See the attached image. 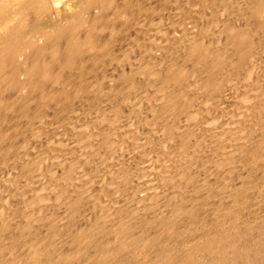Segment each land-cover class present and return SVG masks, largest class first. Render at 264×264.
Returning <instances> with one entry per match:
<instances>
[{
    "label": "rangeland",
    "instance_id": "374dc122",
    "mask_svg": "<svg viewBox=\"0 0 264 264\" xmlns=\"http://www.w3.org/2000/svg\"><path fill=\"white\" fill-rule=\"evenodd\" d=\"M82 1L58 0L56 12L53 10V13L52 11L43 12L38 9L35 11L32 8L30 9V6L26 9L22 8L24 6L23 3L14 0L5 13L9 20L0 24V37H7L11 41L15 34L24 30L20 34L22 37L19 36L21 38L17 36L13 40L15 42L17 38L16 42L22 41L20 44L17 42L19 44L17 48L20 49H18L19 52L21 51L24 54V57L25 53L26 55L27 52L29 54L32 52L33 54L34 50L40 47L46 48L49 46L48 48H51L52 45V48L59 46L58 48L63 49L70 42V39H66L69 42L62 41L65 40L64 37L62 39V37L55 35L57 31L56 25L59 24L58 27L61 26L60 28L63 30L70 28L69 32L73 31L75 35L80 37L92 32L93 34L97 33V41L98 43L99 41L101 42V45L98 46L102 47L101 54L99 53L101 55L99 60L94 57L98 49H92L85 54L86 57L83 55L81 60L76 63L77 67L80 66L83 69L84 73H81L83 76L75 74L76 76L74 77L70 76L65 77L64 80L62 79L61 88L63 86L64 89H68L58 88L59 91L61 90L62 95L60 94L57 100L61 98L62 100L53 103V107L48 106V114H52L50 117L45 113L46 115L39 116V119L36 118V120H39L38 122L35 120L33 121L34 124L32 123L33 125L29 126L28 121L20 118L21 112L19 110L21 109L13 106L16 103L15 101H17L16 99L19 98L21 100V93L13 91L4 95V98L7 99V106L9 105V109L11 106L12 110L10 109L6 113L7 116L5 118L7 121L5 125L3 123L5 128H1L2 126L0 125L2 131L8 134H6L7 137L10 135L8 137L9 141H6L8 144L3 143L0 145V264H46V261L50 262L52 260L51 264H62L63 262V264H66V262L68 264H155L157 260L155 257H163L161 255L166 254L167 250L179 256L189 251V249L193 254L196 253L194 256L196 257V264H213L216 262L212 259L214 255H211L212 258L210 259L211 256L207 254L208 257L210 256L208 258L205 255L206 251L200 249L203 242L205 243L204 240L207 239L204 236L207 233L209 238H213L218 234L216 236H219L220 248L223 247L221 244L224 243L225 249L229 250L228 253L233 254L231 256H234L237 261L239 260L237 264H264V145L259 146L261 144L258 145L257 142L259 138L258 141L263 140V138L261 139L263 137L261 133L264 131V112H258V114L255 111V115L254 111H252L259 103L264 104V91H262L264 89V11L253 14L251 12V0H112L104 6L102 4L100 6L96 4L95 6L94 4V6L92 5L79 14V18L75 17L73 19V15L79 13L77 3ZM121 8L125 12L119 15L118 12ZM228 24H231V26ZM93 26L96 28H93ZM223 26L225 28L235 27V29L239 27L238 30L242 28V31L245 28V32L249 31L246 34L249 35V39H253L250 40L255 45L250 55V62L253 60V64L249 62L250 64L243 66L245 69L242 70L245 71L241 73L227 69L228 71L230 70L229 73H235H233L235 75L233 80L234 76L231 77L232 74L229 75L225 69L224 72L230 78L227 82L232 80V82H229L232 86L226 82L221 86L222 90L220 89L217 92L218 94L209 95L211 99L209 96H204V98L206 97L204 99L203 95L193 88L196 82L189 80V84L186 83V85L190 86L191 90L193 89L195 92L192 93L193 90L191 91L188 88L191 93H187L185 92L187 88L185 89L184 87V91L183 89L181 91L185 92L188 97L191 94L192 96L189 98L191 99V104L195 102L198 106H195V104H193L194 107L193 105L190 106L188 109L190 112L187 110L189 113L187 116L188 118L190 116V119L187 118L188 120L186 121V118L183 117L182 120L186 122L181 120L184 124L179 122L180 124L175 125V123L173 126L176 127L172 128L170 134L164 133V136L162 119L158 121L153 119L154 117L150 119L152 115L147 112L149 109L151 110V106H156L159 93H156L155 88L152 87L153 89H151V84L147 83L146 78L141 79L143 77H139L138 82H135L136 87L134 84L131 86L132 88L127 90L126 86H123L124 83L128 82V76L132 75L130 65L135 67V64L143 65L144 68H149L148 66L150 65L151 68L155 67L156 63L164 67L168 65L167 63H173L174 61L176 62H174L175 64L180 63V58L184 53L183 49H185L191 37H198L197 41L207 47L210 45L208 47L210 50L214 46V42L220 38V31ZM22 27H26V29ZM231 28L228 29L231 30ZM94 29L97 30L95 31ZM232 32H234L233 29ZM11 33L12 35H10ZM54 42H57V45L53 44ZM23 43L28 46L23 45ZM20 45L21 48L19 47ZM214 48L212 51L215 50ZM106 57H108L107 60ZM126 58L128 59L126 60ZM16 60L13 59L15 66L18 62ZM126 62L131 64L127 65ZM86 63L88 64L86 65ZM20 65L18 64L17 66L22 68ZM248 65H251L250 67L254 65L253 69H249ZM85 66L88 67L86 68ZM96 66L98 67L96 68ZM125 66H127L128 70V72L126 70L127 78L123 77V80L121 78L122 83L118 79V70L120 67ZM187 66L189 68L188 64ZM254 67H257L255 68L256 70ZM20 68L19 70H22ZM133 71L136 73L137 69ZM242 73L243 76H241ZM223 75L226 76L225 74ZM248 75L249 77H247ZM249 78L251 79L249 80ZM75 79H78L79 82ZM125 79L126 81L124 82ZM82 80L83 83L80 82ZM63 81H65L64 85ZM69 82L71 84L72 82L76 85L79 84L78 87L80 86L82 90L85 87L83 92L80 91L82 93L79 94L77 86L73 83L74 87H72ZM148 82L151 83L149 80ZM92 83L96 87L92 86ZM66 84L68 85L66 86ZM126 85L128 88V84ZM143 85H149L147 86L148 89L147 87L145 89ZM123 87L126 90L125 92H128L126 101L123 100L122 96L118 95V97L116 93L117 90ZM72 88H76V90L74 89V91ZM53 89L55 91L57 88ZM69 89H72V91ZM62 91H65L64 94H68L65 96ZM70 91L76 94L71 96ZM146 92L149 95L153 93L151 95L154 96L155 100H153L156 102L152 100V96H150V99ZM77 93L80 97L77 96ZM155 93L156 95H154ZM195 93L196 96L198 95V101H200L199 99L203 100L202 102L200 101L201 104L197 102V98L194 99ZM113 94H116V96ZM144 94L147 98L145 96L143 98ZM68 96L69 99L67 100L66 97L68 98ZM74 96L78 98L76 99ZM138 96H141V100H139ZM211 96H214L215 99H212ZM145 98L146 100L148 99L149 104L151 103L150 105L148 103V105L144 104L145 101L143 100ZM113 99L117 101V104L118 102L120 103L121 109L117 107L119 105L113 102ZM110 100H112L111 104H116V107H114L117 110L116 114L114 112L115 109H113L114 105L108 103ZM193 100L194 102H192ZM253 104L254 107L252 106ZM191 108H195V110ZM110 109L112 110L110 111ZM190 109L193 113H191ZM55 110H57V113ZM134 111H137L135 112L136 115L134 114L131 117L130 115ZM29 112L34 113L28 110V117L30 115ZM106 113L108 115H117V117L114 116L117 118L114 119V122L115 120L116 122L113 124L111 121L113 125H109L111 123L108 118L111 115L106 118ZM118 114L120 119H118ZM122 114L124 115L122 116ZM261 114L263 116H259ZM138 115L145 119L149 117L151 121L144 119L145 122L141 123L143 121L140 122L142 119ZM135 116L136 119L139 117L138 121L141 123H139V126ZM41 118H46L47 120ZM52 119L56 120L52 122ZM150 123H152L151 125L156 124L158 127L156 125L155 127L154 125L151 126ZM181 124L182 126H180ZM20 125H23V127ZM105 125H109L110 129ZM153 128L154 132L160 129L162 134L159 131L154 133ZM177 128H182L183 132ZM18 129L27 130L17 134ZM99 129L102 130L100 131ZM105 129L110 130V133H104L105 136L109 135L111 137V140L109 137L110 142L107 144H104L105 136L102 134ZM184 131H189L193 134L189 139H181V136L185 133ZM151 132L153 133L151 134ZM181 132L182 134L180 135ZM238 132H244L246 135L249 133V139L251 135V139H253L256 133L259 137H256L257 140L256 138L251 140V145L245 142L244 139L242 145L240 144L242 134ZM253 132L256 133L253 134ZM178 135L180 136L178 137ZM96 136L100 140L98 137V139L94 138ZM160 141L162 142L160 143ZM170 141L173 143H170ZM235 145H242L244 148L237 146V150ZM254 145H258V148H251ZM8 146L11 147L8 151L9 154L6 152ZM233 148H236L237 151ZM256 149H258V154H262L259 155V158L263 157L262 160L258 159L259 161L254 162L251 155L252 151H256ZM93 152L94 155H91ZM240 152L241 154H239ZM113 153L116 154L113 155ZM90 157L92 158L90 159ZM94 160H97L96 164L98 163V166L95 162L93 164L97 167L88 166ZM37 161L40 165L36 163ZM75 165L80 167L78 168ZM70 167L74 170L73 172L70 171ZM37 169H40L38 170L40 173ZM92 170H95L94 173ZM67 171L70 172L67 173ZM88 174L93 176L95 174V176L91 177ZM236 192H238L237 195L239 194V197ZM158 193L160 200L156 198ZM233 193L237 196L235 201L232 199L234 198ZM152 195L153 197H150ZM75 197H77L78 209L75 212L74 224L68 229L69 224L66 226L67 217L65 215L67 213L64 210V206L72 202ZM155 202L158 203L155 205ZM165 209L166 211H164ZM161 211L165 214H162ZM103 212L111 215V217L103 219L101 217ZM172 214L174 219L171 217ZM160 217L167 218L161 219ZM169 218L174 221H170L171 219ZM164 219L165 221H163ZM156 221L159 223L157 224ZM64 222H66V225ZM163 223H167L170 227L172 226L176 233L174 231L166 232L164 229L163 234L161 231L165 225ZM89 224L99 228L96 233L97 238H102H99L102 242L106 240L99 247L101 250L103 249V254H105V251L117 250L113 255L114 257H112L113 260L111 258L112 261L106 260V257L102 255V258H98L95 254H90L92 252L88 250L89 247H86L89 242L86 241L85 243L84 235H82L90 227ZM159 224L162 225L161 229H159ZM22 226H26L27 229H23ZM171 234H175V236ZM140 237L143 240L138 239ZM80 238L84 243L81 242ZM162 242H170L171 246L169 245L166 249ZM33 244L35 245L33 246ZM32 246L33 248L35 246L40 248L35 255L30 254L32 253ZM83 249L85 252H83ZM230 249L233 252L232 250L230 252ZM164 251L165 253H163ZM116 252L120 254L117 255ZM64 253L67 256L69 255L67 259H72L65 260L66 256H63L65 255ZM93 255L95 259L92 258ZM115 255H117L116 258ZM199 255H201L200 258L198 257ZM216 257L218 258L219 256ZM214 259H216L215 256ZM42 260L44 261L42 262ZM223 264L225 263L223 262Z\"/></svg>",
    "mask_w": 264,
    "mask_h": 264
},
{
    "label": "bare ground",
    "instance_id": "6f19581e",
    "mask_svg": "<svg viewBox=\"0 0 264 264\" xmlns=\"http://www.w3.org/2000/svg\"><path fill=\"white\" fill-rule=\"evenodd\" d=\"M14 0H0V24L2 23V22H7L8 20H9V18L7 17V15L5 14L7 11H8V7L10 6V4L13 2ZM17 1H19V3H23V5L24 6H22V8H29V6H30V9L32 8L33 10H35L36 11V9H38V10H41V11H49V12H53V10L55 11L57 8H56V6L58 5V0H17ZM89 1V0H88ZM87 0H83L81 3L79 2V3H77V6L79 7V13H75L73 16V19L76 17V18H79V14H81L84 10H86V9H88L89 7H91L92 5L94 6V4H95V6H96V4L97 5H101L102 4V6H104L106 3H110L112 0H91L90 2H88ZM72 2H74V1H72ZM162 2V1H161ZM66 3V2H65ZM72 4H74V3H72ZM251 12H253V14L254 13H260V12H263L264 11V0H251ZM73 7H74V5H73ZM236 7V6H235ZM35 8V9H34ZM123 8H121L120 9V11L118 12L119 13V15H120V13H124L125 11L124 10H122ZM152 9V8H151ZM56 12V11H55ZM232 12V11H231ZM54 13V12H53ZM239 13V12H238ZM264 14V13H263ZM78 16V17H77ZM238 16H239V14H238ZM136 17V16H135ZM76 20V19H75ZM81 20V19H80ZM138 20V19H137ZM79 21V20H78ZM139 21V20H138ZM229 21V20H228ZM257 22V21H256ZM260 22V21H259ZM258 22V23H259ZM262 22V21H261ZM136 23V22H135ZM224 24H226V23H224ZM224 24H222V25H224ZM60 25V24H59ZM59 25H56L57 26V31H56V36L57 37H62V39H63V37H64V39L65 40H62V41H67L66 39H70V42L69 41H67V42H69V43H67L68 44V46H67V44H66V46H64L63 47V49H60V48H52V45H51V48H48L49 46H47L46 48H44V47H40V48H37V49H35L34 50V52H33V54H32V52H31V50H30V54H32V55H30L28 52H27V50H26V52H27V55H26V53H25V57H24V54H22L21 53V51L19 52V48H17V46L22 42V41H20V42H16V40H17V38H16V40H15V42L13 41L14 40V37H19V36H21L22 37V35H20V34H22L23 33V31L24 30H22L20 27V30H22V32L21 33H18V34H13L14 35V37L13 36H11V37H13L12 39V41L11 40H9L6 36V38H2V36L0 37V117H1V120H0V125L2 126L1 128H3L4 126H3V123H4V125L6 124V118H5V116H7V114L6 113H8L7 111L8 110H10L12 107L10 106V109H9V105L7 106V104H6V102H7V99H5L4 98V95L5 94H7V93H10V92H17V91H19V94H20V98H21V100L18 98V99H16L17 101H13L14 103H15V105H13L14 106V108L15 107H19V109H21V110H19V112H21L20 113V118L22 119V118H24V120H26V121H28L29 122V126L33 123L34 124V122L33 121H35L36 120V118H38L39 116H41V115H46V114H48V111H47V108H48V106L50 105V106H52V104L53 103H56L57 101H59V100H62V98H61V96H60V98L61 99H59V100H57L58 99V97H59V95L61 94V90L59 91L58 90V88H60V89H64L63 88V86H62V88H61V83H62V79L64 80V78L65 77H74V76H76V75H80L81 73H84V71H83V69L79 66V67H77V65H76V63L78 62V61H80L81 60V57L83 56V55H85V54H87L90 50H92V49H98L97 51H96V53L97 54H95L96 56H94V57H96L97 59L96 60H99L100 59V57H101V46H98V45H101L100 43V41H99V43H98V41H97V37H96V34L97 33H94L93 34V32L92 33H89V34H86V35H82L81 37L80 36H77V35H75L74 33H73V31H71V32H69L70 30V28H65V30H63L62 28H60V27H58ZM227 25V24H226ZM229 26H231V24H228ZM251 25V24H250ZM249 25V26H250ZM2 26V25H1ZM215 26V25H214ZM24 27V26H23ZM22 27V28H23ZM28 27V26H27ZM33 27V26H32ZM233 27V26H232ZM238 27V26H237ZM31 28V27H30ZM71 28H73L72 26H71ZM93 28H96L95 26H93ZM224 28V29H223ZM223 28H222V30L220 31V38L216 41V42H214V46L212 47V49L214 48L215 50L214 51H212V49H208V47L210 46V45H208V47L207 46H205V45H203L200 41H197V39H198V37H195L196 38V40H195V38H193V37H191V38H193V39H189V41H188V43H187V45H186V47H185V49H183L184 50V53H183V56H181V62L180 63H177V64H175L174 62V64L171 62V63H167L168 65H165V64H163V65H165V67L164 66H160V64L159 63H156V65L158 64V66H156L155 64V67H151L150 68V65L148 66L149 68H144V66L143 65H141V66H143V67H141L140 65H137V64H135L136 65V67L135 66H133V65H130L131 63L130 62H126L127 63V65H130L131 66V69H132V75H129L128 77V82L127 83H124L123 84V86L127 89V90H129V88H132L131 86H133L134 84H135V87H136V83L135 82H138V79H139V77H143V78H141V79H145L146 78V81H147V83H149V84H151L150 86H151V89H153V88H155V90H156V93H159L157 96H159V97H157L158 99L156 100V101H154L155 100V98H154V96H152L153 95V93H150V95L146 92V94H148L147 96H149V98L151 99V97L150 96H152V100L154 101V102H156V106L154 107V106H151V110L149 111L148 109H146V110H148L147 112L148 113H150L152 116H150V115H148V116H150L151 118L150 119H152L153 117V119H157V121L158 120H161L162 119V122H163V125H162V130H163V135H164V133L165 134H170V132H171V130H172V128L173 127H176V126H173L175 123V125H178V124H180L179 122H181V120H182V118L184 117V118H186V121L188 120V119H190V116H189V118H188V112H187V110L190 108V106H192L193 104H195V102H194V100L192 101V102H194L193 104H191V99H189L190 98V96H192L190 93V91H188L189 89L188 88H190V90H191V87L190 86H187L186 85V83L187 84H189V80L190 81H195L196 82V84H195V87H193L194 89H195V91L197 90V91H199L200 93H201V95H203V98H204V96H209V95H214V94H216L220 89H221V86L222 85H224L227 81H228V79H230L228 76L230 75V74H232L231 75V77H233L232 78V80L235 78V73L234 72H232V73H229V71L227 70V69H231V70H233V71H236V72H238V73H241V72H243V71H245V70H242V69H245V68H243V66H245V65H247L249 62H250V55H251V52L253 51V49L255 48V45H253V41L251 42V40H253V39H249V35L248 34H246V33H248V32H245L244 31V29H243V31H242V28H241V30H238L239 29V27H238V29L236 28L235 29V27H233V28H231V27H227V28H225V26H223ZM228 28H231V30H229ZM257 28V27H256ZM23 29H26V27L25 28H23ZM29 29V28H28ZM66 29H67V31H66ZM99 29V28H98ZM209 29V28H208ZM217 29V28H216ZM232 29H233V31L234 32H232ZM235 29V30H234ZM17 30V31H18ZM69 30V31H68ZM95 30V29H94ZM97 30V29H96ZM95 30V31H96ZM219 30H220V28H219ZM25 31H27V30H25ZM94 31V32H95ZM253 32V31H252ZM256 32V31H255ZM13 33V32H12ZM12 33L10 34V35H12ZM15 33V32H14ZM219 34V33H218ZM252 34V33H251ZM250 34V35H251ZM258 34V33H257ZM261 34V33H260ZM248 35V36H247ZM98 36V35H97ZM257 36V35H256ZM10 37V38H11ZM21 37H19V38H21ZM66 37V38H65ZM95 37H96V39H95ZM103 37V36H102ZM200 40H202V39H200ZM205 41V40H204ZM256 41V40H255ZM212 42V41H211ZM57 43V42H56ZM55 42L53 43V44H56ZM213 43V42H212ZM27 44V43H26ZM59 44V43H58ZM64 44V43H63ZM103 44V43H102ZM211 44V43H210ZM22 45V44H21ZM21 45L19 46L20 48H21ZM23 45H25L24 43H23ZM50 45V44H49ZM57 45V44H56ZM62 45V44H61ZM60 45V46H61ZM178 45V44H177ZM25 46H28V45H25ZM63 46V45H62ZM61 46V47H62ZM254 46V47H253ZM54 47V46H53ZM19 49V50H18ZM23 49H27V48H23ZM33 49V48H32ZM182 50V49H181ZM182 50V51H183ZM23 51V50H22ZM25 51V50H24ZM103 51H104V48H103ZM103 51H102V55H103ZM108 51L110 52V50L108 49ZM21 53V54H20ZM100 53V54H99ZM227 53H229V54H227ZM104 54H105V52H104ZM141 54V53H140ZM163 54H166V53H163ZM179 54V53H178ZM181 55V54H180ZM91 56V55H90ZM168 56V55H167ZM20 57H24V58H20ZM85 57H86V55H85ZM158 57V56H157ZM161 57V56H160ZM163 57V56H162ZM154 58V57H153ZM167 58V57H166ZM13 59H17L16 61H18L17 63L18 64H21L20 66H22V68H20L19 66H17L18 64L16 63V66H15V62L13 61ZM23 59V60H22ZM108 59V57H106V60ZM128 58H126V60H127ZM156 59V58H155ZM154 59V60H155ZM22 60V61H21ZM123 60V59H122ZM21 61V62H20ZM129 61V60H128ZM153 61V60H152ZM162 61H163V59H162ZM167 61V60H166ZM91 62V61H90ZM124 62H125V60H124ZM158 62H159V60H158ZM253 60L250 62V63H252L253 64ZM92 63V62H91ZM125 63V64H126ZM162 63H164V62H162ZM190 63V64H189ZM249 63V64H250ZM88 63H86V65H87ZM143 64V63H142ZM187 64L189 65V68H188V66H187ZM89 65H90V63H89ZM92 65V64H91ZM100 65H101V63H100ZM152 65V64H151ZM95 66V65H94ZM106 66H107V64H106ZM110 66V65H109ZM138 66V67H137ZM153 66V65H152ZM187 66V67H186ZM251 66V65H250ZM249 65H248V67H249V69L251 68V69H253V66L252 67H250ZM256 66V65H255ZM86 67V66H85ZM88 67V66H87ZM86 67V68H87ZM98 66H96V68H97ZM117 67V66H116ZM127 66H125V67H120L119 68V70H118V73H119V80L122 82V80H123V77H126L127 75H126V70H127V68H126ZM129 67V66H128ZM134 67V68H133ZM141 67V68H140ZM258 67V66H257ZM257 67H254V69L255 68H257ZM19 68L20 69H22V70H19ZM86 68H85V71H86ZM126 68V69H125ZM129 69V68H128ZM134 69H137V72L135 73L133 70ZM225 69L227 70V73H229V75L227 76V74L224 72L225 71ZM247 69V68H246ZM256 70V69H255ZM127 72H128V70H127ZM247 72V71H246ZM92 73H94L93 71H92ZM117 73V74H118ZM234 73V74H233ZM249 73V72H248ZM76 74V75H75ZM99 74V73H98ZM223 74H225L226 76H224ZM247 74V73H246ZM245 74V75H246ZM250 74V73H249ZM260 74V73H259ZM73 75V76H72ZM82 75V74H81ZM136 75H138V76H136ZM223 75V76H222ZM236 75H238V74H236ZM83 76V75H82ZM241 76H243V73H242V75ZM247 77H249V75L247 76ZM246 77V78H247ZM251 77V76H250ZM22 78V79H21ZM121 78H122V80H121ZM127 78V77H126ZM252 78V77H251ZM251 78H249V80L251 79ZM21 79V80H20ZM78 79H79V77H78ZM78 79H75V80H78ZM258 79V78H257ZM73 80H74V78H73ZM80 80V79H79ZM79 80H78V82H79ZM148 80L149 81H151V83L150 82H148ZM232 80H229V82L231 81L232 82ZM248 80V79H247ZM126 81V79L124 80V82ZM144 81V80H143ZM241 81V80H240ZM246 81V80H245ZM244 81V82H245ZM254 81V80H253ZM75 82V81H74ZM74 82H72V87H74L73 85L75 84ZM80 82H82L83 83V80L82 81H80ZM93 82V81H92ZM140 82H142V81H140ZM229 82H227V83H229ZM247 82H249V81H247ZM64 83H65V81H63V85H64ZM68 83V84H69ZM74 83V84H73ZM77 83V82H76ZM123 83V82H122ZM144 83H145V81H144ZM234 83H236V82H234ZM68 84H66V86L68 85ZM85 84V83H84ZM93 84V83H92ZM100 84H102V83H100ZM126 84H128V88H127V85ZM230 84V83H229ZM240 84V83H239ZM251 84V83H250ZM78 85L79 84H75V86H77V91H79V94H81L82 92H83V90H84V88H83V90H82V88L80 87H78ZM99 85V84H98ZM110 85V84H109ZM184 85H186V86H184ZM231 86H232V84H230ZM255 85V84H254ZM85 86V85H84ZM87 86V85H86ZM92 86H95L94 84L92 85ZM147 86H149V85H147ZM147 86H144L143 85V87L145 88V87H147ZM246 86V85H245ZM255 86H257V85H255ZM259 86V85H258ZM70 87V86H69ZM96 87V86H95ZM108 87V86H107ZM116 87V86H115ZM124 87L123 88H120V90H117L116 91V93H117V96L118 95H120V97L122 96L123 97V100L124 101H126V99H128V96L126 95L127 93L125 92L126 90L124 89ZM153 87V88H152ZM183 87L186 89L187 88V91H185V92H190L189 94V97L188 96H186L187 94L184 92L183 93V91H184V89H183ZM242 87H243V85H242ZM252 87V86H251ZM51 88V89H50ZM53 88H57V89H55V91H54V89ZM88 88V87H87ZM110 88V87H109ZM117 88H118V86H117ZM143 88V89H144ZM249 88V87H248ZM257 88V87H256ZM66 89H68V88H66ZM66 89H64V90H66ZM73 89V88H72ZM72 89H69V90H71L72 91ZM75 90H76V88H74ZM73 89V90H74ZM116 89V88H115ZM146 89V88H145ZM147 89H148V87H147ZM181 89H183V91H181ZM74 90V91H75ZM150 90V89H149ZM193 90V89H192ZM191 90V91H192ZM222 90V89H221ZM21 91V92H20ZM70 91V92H71ZM80 91H82L81 93H80ZM87 91V90H86ZM111 91V90H110ZM113 91H115V90H113ZM144 91H146V90H144ZM194 90H193V92L192 93H194L195 92ZM249 91H250V88H249ZM262 91H264V89L262 90ZM63 92V94L65 93V91H62ZM67 92V91H66ZM69 92V93H70ZM107 92V91H106ZM228 92V91H227ZM256 92V91H255ZM254 92V93H255ZM18 93V92H17ZM111 93V92H110ZM156 93L154 94V95H156ZM239 93V92H238ZM248 93V92H247ZM251 93V92H250ZM252 93H253V91H252ZM261 93V92H260ZM68 94V93H67ZM67 94H64L65 96L67 95ZM71 94V96L74 94H76V93H70ZM79 94L77 93V96H79ZM108 94V93H107ZM142 94V93H141ZM152 94V95H151ZM199 94V93H198ZM218 94V93H217ZM11 95V94H10ZM17 95V94H16ZM15 95V96H16ZM62 95V94H61ZM84 95V94H83ZM87 95V94H86ZM92 95V94H91ZM113 95H115L116 96V94H113ZM195 96H194V99H196L197 98V102L199 103L200 101L202 102L203 100H201V99H199L200 101H198V95L196 96V93L194 94ZM236 95V94H235ZM258 96H259V94H257ZM257 95H256V97H257ZM264 95V94H263ZM7 96V95H6ZM64 96V97H65ZM70 96V97H71ZM103 96V95H102ZM126 96H127V98H126ZM144 96H145V94L143 95V98H144ZM147 96H145L146 98H147ZM17 97V96H16ZM64 97H63V99H64ZM74 97H76V96H74ZM73 97V98H74ZM80 97V96H79ZM91 97V96H90ZM119 97V96H118ZM139 97V96H138ZM141 97V96H140ZM140 97H139V100H141L140 99ZM199 97H200V95H199ZM212 97V99L214 98V96H211ZM262 97V96H261ZM78 97H76V99H77ZM113 98V97H112ZM116 98V97H115ZM114 98V99H115ZM137 98V97H136ZM146 98H145V100H143V101H145V103L144 104H146V105H148L149 103H148V99L146 100ZM192 99H193V97H191ZM202 98V99H203ZM209 98H210V96H209ZM209 98H207V99H209ZM218 98V97H217ZM252 98V97H251ZM254 98V97H253ZM263 98V97H262ZM10 99V98H9ZM15 99V98H14ZM66 99L68 100L69 99V96H68V98L66 97ZM86 99V98H85ZM107 99V98H106ZM106 99H105V101H106ZM113 99V102H117V101H115ZM138 99V98H137ZM204 99H206V97L204 98ZM211 99V98H210ZM215 99V98H214ZM257 99V98H256ZM12 100V99H11ZM20 100V101H19ZM74 100V99H73ZM87 100V99H86ZM95 100V99H94ZM122 100V99H121ZM122 100V101H123ZM138 100V102H140ZM248 100V99H247ZM262 100V99H261ZM264 100V99H263ZM10 101V100H9ZM64 101H65V99H64ZM80 101V100H79ZM93 101V100H92ZM104 101V102H105ZM108 101V100H107ZM112 100H110V102H108L110 105H114V104H111L112 102H111ZM153 101H152V103H153ZM196 101V100H195ZM209 101V100H208ZM254 101H256V100H254ZM62 102V101H61ZM61 102H60V104H61ZM78 102V101H77ZM82 102V101H81ZM80 102V103H81ZM201 102L199 103V104H201ZM205 102V101H204ZM210 102V101H209ZM208 102V103H209ZM259 102H260V99H259ZM59 103V102H58ZM71 103V102H70ZM88 103V102H87ZM100 103V102H99ZM123 103V102H122ZM129 103V102H128ZM148 103V104H147ZM253 103V102H252ZM256 103H257V101H256ZM8 104H9V102H8ZM65 104V103H64ZM94 104V103H93ZM92 104V105H93ZM101 104V103H100ZM117 104V103H116ZM115 104V105H116ZM120 103L118 102V104L117 105H119ZM125 104V103H124ZM140 104V103H139ZM151 104V103H150ZM149 104V105H150ZM255 104V103H254ZM254 104L252 105L253 107H254ZM258 104V103H257ZM55 105V104H54ZM57 105V104H56ZM97 105V104H96ZM106 105H108V104H106ZM109 105V106H110ZM113 106V109H115L114 107H116V106ZM142 105V104H141ZM205 105H206V102H205ZM49 106V107H50ZM108 106V107H109ZM137 106H139V105H137ZM136 106V107H137ZM195 106H198L197 105V103L195 104ZM201 106V105H200ZM200 106H199V108H200ZM256 106V105H255ZM30 107V108H29ZM53 107V106H52ZM56 107V106H55ZM63 107V106H62ZM90 107V106H89ZM93 107V106H92ZM99 107V106H98ZM107 107V106H106ZM117 107H119V109H121L120 108V105L119 106H117ZM124 107V106H123ZM193 107H194V105H193ZM192 107V108H193ZM102 108V107H101ZM111 108H112V106H111ZM143 108H144V105H143ZM191 108V109H192ZM198 108V107H197ZM57 109V108H56ZM103 109V108H102ZM109 109V108H108ZM118 109V108H117ZM126 109V108H125ZM136 109H138V108H136ZM190 109V110H191ZM256 109V110H255ZM253 108L252 109V111H254V113H255V111H257V113L259 112H264L263 111V109H264V104L263 103H259V105H257L256 106V108ZM12 110V109H11ZM28 110H30V111H32V112H34L33 114L31 113V112H29V117H28ZM50 110V109H49ZM52 110V109H51ZM57 110H59V109H57ZM57 110H55V112L57 111ZM89 110V109H88ZM98 110H99V108H98ZM105 110V109H104ZM103 110V111H104ZM112 109H110V111H111ZM145 110V109H144ZM192 110H195V108L194 109H192ZM191 110V113H193V111ZM54 111V110H53ZM107 111V110H106ZM123 111V110H122ZM121 111V112H122ZM131 111H133V110H131ZM141 111V110H140ZM189 111V110H188ZM196 111H197V109H196ZM195 111V112H196ZM245 111V110H244ZM65 112V111H64ZM113 112V111H112ZM114 112H115V114L117 113V110L115 109L114 110ZM119 112V111H118ZM135 112H137V111H134V113L133 114H128V115H130L131 117H132V115L134 116V114L136 115V113ZM138 112H139V110H138ZM190 112V111H189ZM46 113V114H45ZM57 113V112H56ZM58 113H59V111H58ZM98 113V112H97ZM140 113V112H139ZM138 113V114H139ZM142 113V112H141ZM258 113V114H259ZM5 114V115H4ZM107 114V116H106V118H108V116L109 115H111V114H109L108 115V113H106ZM111 115V116H109V118L111 117V119H109L108 118V121L111 123V124H109V125H113L115 122H116V120H115V122H114V119L117 117V115ZM143 114V113H142ZM145 114V113H144ZM18 115H19V113H18ZM49 115V114H48ZM52 115V114H51ZM51 115H49V117L51 116ZM61 115V114H60ZM59 115V116H60ZM64 115V114H63ZM101 115H102V112H101ZM105 115V114H104ZM124 114H122V116H123ZM140 115V114H139ZM138 115V116H139ZM191 115V114H190ZM255 115H256V113H255ZM8 116H10V115H8ZM53 116H56V115H53ZM58 116V115H57ZM56 116V117H57ZM113 116V117H112ZM114 116H116V117H114ZM121 116V117H122ZM137 116V117H138ZM140 116H142V115H140ZM139 116V117H140ZM144 116V115H143ZM187 116V117H186ZM259 116H263V114H261V115H259ZM42 117V116H41ZM55 117V118H56ZM104 117V116H103ZM118 117H119V114H118ZM139 117H138V119H139ZM255 117H257V116H255ZM20 118H19V120H20ZM40 118V117H39ZM38 118V119H39ZM65 118V117H64ZM105 118V117H104ZM188 118V119H187ZM191 118H192V116H191ZM258 118V117H257ZM259 118H261V117H259ZM263 118V117H262ZM10 119V118H9ZM41 119H43V118H41ZM45 120H47L46 118H44ZM43 119V120H44ZM69 119V118H68ZM117 119V118H116ZM118 119H120V117L118 118ZM138 119H136V116H135V120H137L138 121ZM140 119H142V120H140V122L141 121H143V122H141V123H144L145 121H144V119L145 118H141L140 117ZM146 119H148L149 121H151L150 119H149V117L147 118L146 117ZM145 119V120H146ZM23 120V121H24ZM43 120H41L42 122H43ZM56 119H52V122L53 121H55ZM100 120V119H99ZM102 120V119H101ZM123 120H124V118H123ZM148 120H146V121H148ZM262 120V119H261ZM37 122L39 121V120H36ZM60 121V120H59ZM104 121V120H103ZM107 121V120H106ZM107 121V122H108ZM113 122V124H112V122ZM152 121H156V120H152ZM156 121V122H157ZM183 121V120H182ZM185 121V120H184ZM183 121V122H184ZM185 121V122H186ZM217 121V120H216ZM37 122H35V123H37ZM57 122V121H56ZM108 122V123H109ZM120 122H121V120H120ZM139 121H138V126H139V123H140ZM160 123H161V121H159ZM23 123V122H22ZM48 123H49V121H48ZM140 123V124H141ZM149 123V122H148ZM155 123V122H154ZM182 123V122H181ZM32 124V125H33ZM53 124V123H52ZM57 124H58V122H57ZM61 124V123H60ZM99 124V123H98ZM117 124V123H116ZM152 123H150V125H151ZM182 124H184V123H182ZM182 124L180 125V126H182ZM109 125H105L106 127L108 126L109 127ZM118 125V124H117ZM129 125V124H128ZM147 125V124H146ZM154 125V124H153ZM153 125H151V126H153ZM156 125V124H155ZM155 125H154V127H155ZM20 126H22L23 127V125H20ZM28 126V125H27ZM59 126V125H58ZM160 126V125H159ZM184 126V125H183ZM264 126V125H263ZM8 127V126H7ZM104 127V126H103ZM103 127H102V129H103ZM107 127V128H108ZM115 127V126H114ZM123 127V126H122ZM131 127H132V125H131ZM134 127V126H133ZM136 127V126H135ZM142 127V126H141ZM141 127H139L140 129H141ZM147 127V126H146ZM156 127H158V125H156ZM0 128V133H1V137H0V145H2L3 143L4 144H6L7 142L6 141H9L8 140V137H10V135L7 137V135L4 133V131H2V129ZM5 128V127H4ZM21 128V127H20ZM25 128V127H24ZM59 128V127H58ZM106 128V129H107ZM143 128V127H142ZM255 128V127H254ZM61 129V128H60ZM101 129V130H102ZM105 129V130H106ZM109 129H110V127H109ZM106 130V131H108V132H106L105 130H103V132H102V134H108V133H110L109 131L110 130ZM135 129V128H134ZM139 129V130H140ZM178 129V128H177ZM182 128H179L178 130H181ZM261 129H262V127H261ZM17 130V129H16ZM27 130V129H26ZM26 130H20V129H18V132H17V134H20V133H23L22 131H25L26 132ZM37 130V129H36ZM100 130V129H99ZM100 130V131H101ZM153 130V132H154V128L152 129ZM240 131H241V129H239ZM246 130V129H245ZM264 130V129H263ZM7 131V130H6ZM11 131V130H10ZM53 131V130H52ZM94 131V130H93ZM105 131V132H104ZM149 131V130H148ZM157 131H161L160 129H158ZM157 131H155V132H157ZM176 131V130H175ZM174 131V132H175ZM182 131V130H181ZM242 131H244V130H242ZM247 131V130H246ZM38 132V131H37ZM153 132H151V134L153 133ZM154 132V133H155ZM173 132V131H172ZM183 132V131H182ZM182 132L180 133V135L182 134ZM185 132V131H184ZM257 132V131H256ZM256 132H253V134L254 133H256ZM259 132V131H258ZM260 132H261V130H260ZM96 133V132H95ZM112 133H113V131H112ZM111 133V134H112ZM140 133V132H139ZM149 133H150V131H149ZM161 133V132H160ZM233 133V132H232ZM239 133V132H238ZM37 134V133H36ZM101 134V135H102ZM105 134H104V136H105ZM130 134V133H129ZM162 134V133H161ZM173 134V133H172ZM177 134V133H176ZM192 134L193 133H191V132H189V131H186L185 133H184V135H182L181 137V139H184V140H186V139H189L191 136H192ZM236 134V133H235ZM239 134H242V136H241V143L240 144H242L243 145V143H242V141L244 140L245 142H248L250 145H251V143H250V141L251 140H254V138H256L257 136L259 137V135L256 133V135H254V138L253 139H251V137H252V135H251V137H250V139H249V137H248V135H250L249 133H247V135H246V133H239ZM260 134V133H259ZM35 135V134H34ZM39 135V134H38ZM38 135H36V136H38ZM139 135V134H138ZM157 135H158V133H157ZM174 135V134H173ZM180 135H178V137L180 136ZM238 135V134H237ZM261 135H263V137H261V139L263 138V140H260V141H258L257 140V138H256V140H257V142H258V145L259 144H261V145H259V146H263L264 145V131H262V133H261ZM260 135V136H261ZM165 136V135H164ZM172 136V135H171ZM170 136V137H171ZM174 136H176V135H174ZM194 136V135H193ZM233 136V135H232ZM98 136H96V137H94V138H97ZM109 135H106L105 137H104V144L106 143H109L110 141H109ZM120 137V136H119ZM121 137H123V136H121ZM138 137V136H137ZM168 137V136H167ZM99 138V137H98ZM97 138V139H98ZM140 138V137H139ZM141 138H142V136H141ZM158 138V137H157ZM163 138V137H162ZM166 138V137H165ZM193 138V137H192ZM112 139H116V138H112ZM126 139V138H125ZM178 139V138H177ZM99 140H100V138H99ZM102 140V139H101ZM110 140H111V137H110ZM158 140V139H157ZM169 140V139H168ZM106 141V142H105ZM94 142V141H93ZM114 142V141H113ZM162 141H160V143H161ZM167 142V141H166ZM172 141H170V143H171ZM174 142H175V140H174ZM187 142V141H186ZM185 142V143H186ZM253 142H256V141H253ZM103 143V142H102ZM102 143H101V146H102ZM173 143V142H172ZM184 143V144H185ZM188 143V142H187ZM236 143V142H235ZM8 144V143H7ZM96 144V143H95ZM142 144H144V143H142ZM142 144H140V145H142ZM175 144V143H174ZM177 144H179V143H177ZM196 144V143H195ZM246 144V143H245ZM253 144V143H252ZM110 145V144H109ZM116 145V144H115ZM114 145V146H115ZM158 145V144H157ZM156 145V146H157ZM164 145H165V142H164ZM186 145V144H185ZM194 145V144H193ZM192 145V146H193ZM198 145V144H197ZM242 145H237L239 148L240 147H243L244 148V146H242ZM258 145H254V146H252L251 148H258ZM95 146H97V145H95ZM111 147H112V145H110ZM109 146V147H110ZM159 146V145H158ZM157 146V147H158ZM180 146V145H179ZM181 146L183 147V145L181 144ZM186 146H188V145H186ZM190 146V145H189ZM236 146V145H235ZM237 146H236V148H237ZM11 147H12V145H11ZM11 147H9L8 146V148H7V150H6V152L8 153V151H9V148H11ZM14 147V146H13ZM127 147V146H126ZM161 147V146H160ZM182 147H180V148H182ZM199 147V146H198ZM248 147V146H247ZM119 148V147H118ZM140 148V147H139ZM184 148V147H183ZM236 148H233V149H235L236 150ZM262 148V147H261ZM13 149V148H12ZM15 149V148H14ZM198 149H200V148H198ZM234 150V151H235ZM237 150H238V148H237ZM236 150V151H237ZM252 150V149H251ZM108 151H110V150H108ZM234 151H232V152H234ZM240 151H241V149H240ZM244 151H246V150H244ZM239 152V151H238ZM247 152V151H246ZM102 153V152H101ZM105 153V152H104ZM118 153V152H117ZM259 152H258V149H256V151L255 150H253L252 151V155H251V157H252V160H254V162L255 161H257L258 159H261L262 160V157L263 156H261V158H259L260 156V154H258ZM9 154V153H8ZM103 154V153H102ZM109 154V153H108ZM114 154H116V153H113V155ZM239 154H241V152L239 153ZM91 155H94V152L93 153H91ZM243 155V154H242ZM262 155V154H261ZM108 156V155H107ZM119 156V155H118ZM233 156V155H232ZM235 156V155H234ZM245 156V155H244ZM113 157V156H112ZM120 157V156H119ZM250 157V158H251ZM92 157H90V159H91ZM230 158V157H229ZM242 158V157H241ZM0 159H1V155H0ZM96 159V158H95ZM104 160V159H103ZM168 160H170V159H168ZM97 161V160H96ZM96 161L94 160V161H92L91 163L92 164H89L88 166H90V165H93V167L94 166H98V163L96 164ZM110 161V160H109ZM259 161V160H258ZM93 162H95V164L96 165H94L93 164ZM106 162V161H105ZM108 162V161H107ZM220 162V161H219ZM253 162V161H252ZM36 163H38V161L36 162ZM104 163V162H103ZM160 163V162H159ZM166 163V162H165ZM164 163V164H165ZM31 164V163H30ZM35 164V163H34ZM39 164V163H38ZM102 164V163H101ZM113 164V163H112ZM172 164V163H171ZM36 165V164H35ZM40 165V164H39ZM38 165V166H39ZM100 165V164H99ZM107 165V164H106ZM110 165H111V163H110ZM166 165V164H165ZM74 166V165H73ZM75 166H77L78 168L80 167V166H78V165H75ZM96 166V167H97ZM102 166V165H101ZM104 166V165H103ZM113 166V165H112ZM120 166V165H119ZM232 166V165H231ZM37 167V166H36ZM92 167V166H91ZM92 167V168H93ZM95 167V168H96ZM100 167V166H99ZM98 167V168H99ZM162 167H164V166H162ZM166 167H168V166H166ZM225 167V166H224ZM40 168V167H39ZM88 168V167H87ZM97 168V169H98ZM101 168V167H100ZM103 168H105V167H103ZM120 168V167H119ZM165 168V167H164ZM229 168V167H228ZM70 169V171H74L73 169H71V167L69 168ZM68 169V170H69ZM75 169V168H74ZM81 169V168H80ZM38 170H40V169H37V171ZM76 170V169H75ZM90 170V169H89ZM107 171H108V169H106ZM26 171V170H25ZM70 171H67V173H69ZM93 171V173H94V171L95 170H92ZM97 171V170H96ZM98 171H101V170H98ZM118 171V170H117ZM30 172V171H29ZM35 172V171H34ZM39 173H40V171H38ZM91 172V171H90ZM120 172H121V170H120ZM97 173V172H96ZM108 173H110V172H108ZM117 173V172H116ZM98 174H100V173H98ZM118 174L120 175V173L118 172ZM121 174H122V172H121ZM89 176H93L92 174H88ZM88 176V177H89ZM94 176H95V174H94ZM93 176V177H94ZM185 176V175H184ZM116 177V176H115ZM123 177V176H122ZM186 178V177H185ZM112 179V178H111ZM115 180V179H114ZM113 180V181H114ZM118 180V179H117ZM121 180H124V179H121ZM112 181V180H111ZM120 181V180H119ZM186 181V180H185ZM124 182V181H123ZM115 183V182H114ZM117 185V184H116ZM113 187H115V186H113ZM109 188V187H108ZM116 188H118V187H116ZM114 189V188H113ZM238 189V188H237ZM252 189V188H251ZM239 190V189H238ZM118 191V190H117ZM237 191V190H236ZM242 191H243V188H242ZM112 193V192H111ZM114 193H115V191H114ZM237 193L238 192H236V195H237ZM110 194V193H109ZM161 194V193H160ZM232 194V193H231ZM230 194V195H231ZM234 194V198H232V199H234V201H235V197L237 198V196L239 195H235V193H233ZM162 195V194H161ZM160 195H159V193H158V195H156V198H159V200H160V197H159ZM164 196V195H163ZM162 196V197H163ZM150 197H153V195L152 196H150ZM239 197V196H238ZM155 198V197H154ZM230 199H231V197H229ZM157 201V200H156ZM233 201V202H234ZM154 202V201H153ZM237 202V201H236ZM235 202V203H236ZM156 203H158V202H155V205H156ZM154 206V205H153ZM148 207V206H147ZM65 208V209H64ZM64 210H65V212L67 213L65 216L67 217H64V218H66V220H67V223L66 222H64V224L66 225V226H68V224H69V226H68V229L69 228H71V225L72 224H74V218H75V212L77 211V209H78V202H77V197H75V199L72 201V202H70V203H67L65 206H64ZM167 208V207H166ZM164 211H166V209L164 210ZM179 211V210H178ZM221 211V210H220ZM64 212V211H63ZM64 212V213H65ZM64 213H63V215H64ZM161 213H162V211H161ZM171 213H174V212H171ZM162 214H165V213H162ZM168 214H169V212H168ZM174 215H176V214H174ZM163 216V215H162ZM161 216V217H162ZM167 216V215H166ZM169 216H171V215H169ZM168 216V217H169ZM101 217L103 218V219H108V218H110L111 217V215H108L107 213H105V212H103V213H101ZM160 217V218H161ZM172 218H173V214H172V216H171ZM176 217V216H175ZM63 218V217H62ZM159 218V217H158ZM163 218H167V217H163ZM163 218H161V219H163ZM169 219H171V218H169ZM174 219V218H173ZM185 219V218H184ZM183 219V220H184ZM233 219V218H232ZM237 219V218H236ZM235 219V220H236ZM62 220H64V219H62ZM159 220V219H158ZM157 220V221H158ZM168 220V219H167ZM190 220V219H189ZM157 221H156V223H157ZM160 221V220H159ZM163 221H165V219L163 220ZM162 221V222H163ZM170 221H172V219L170 220ZM174 221V220H173ZM172 221V222H173ZM161 222V223H162ZM192 222H194L193 220H192ZM159 223V222H158ZM157 223V224H158ZM160 223V224H161ZM159 224V229H161V226L162 225H160ZM163 224H165V223H163ZM3 225H5L4 223H3ZM93 225V224H92ZM6 226V225H5ZM73 226V225H72ZM89 228H87L86 229V233H83L82 235H84V237L83 236H81V237H83V238H85V243H86V241L87 242H89V244H87V246L86 247H89V251H91L92 253H90L91 255L92 254H95V256H97L98 258H102V256L104 257H106V260H111V258L112 257H114L113 255L115 254V251H117V250H113V251H109V252H107V251H105L104 253L105 254H103V249L101 250L99 247L101 246V245H103V243L106 241V240H104V242H102V240H100V239H102V238H100L99 236V238H97L96 236V233H97V229H99L97 226H91V224H89ZM23 227V226H22ZM211 227V226H210ZM5 228V227H4ZM4 228H3V230H4ZM27 229V227L25 226V227H23V229ZM163 228V230H161L162 232L164 231V229H165V231L166 232H173L174 231V228L171 226H168L167 225V223L164 225V227H162ZM208 229H209V227H207ZM9 229V228H8ZM157 229V228H156ZM29 230V229H28ZM27 230V231H28ZM8 231V230H7ZM210 231H211V229H210ZM165 232V233H166ZM175 233H176V231H174ZM208 232V231H207ZM16 233V232H15ZM29 234V233H28ZM163 234H164V232H163ZM167 234V233H166ZM16 235V234H15ZM171 235H173V234H171ZM210 235V234H209ZM216 235H218V234H216ZM214 236L213 238L211 237V238H209L208 237V233H207V235H205L204 234V236L205 237H207V239L206 240H204L205 241V243L203 242V244H202V248H200V249H202V250H204V251H206L204 254L207 256V254H209L210 256L212 255H214L215 256V258L216 259H214V256H213V258H212V256L210 257V259L212 258L213 260H215L214 262L215 263H213V264H223V262L226 264V263H233V264H237V263H239V260L237 261V259L236 258H234V256L232 257L231 255H233V254H230V253H228V251L229 250H227V248L225 249V247H224V243L223 244H221V246H223L222 248H220V244H219V242L220 241H218V237L219 236ZM102 236V235H101ZM173 236H175V234L173 235ZM212 236V235H211ZM2 237V236H1ZM70 237V236H69ZM25 238V237H24ZM138 239H141V240H143L141 237L140 238H138ZM14 240V239H13ZM25 240V239H24ZM80 240H81V242H83L82 241V239L80 238ZM84 240V239H83ZM140 240V242H142ZM165 240V239H164ZM170 240H172V239H170ZM15 241V240H14ZM78 241V240H77ZM169 241V240H168ZM16 242V241H15ZM22 242V241H21ZM74 243V242H73ZM78 243V242H77ZM79 243H80V241H79ZM84 243V242H83ZM162 243H164L163 244V246H164V248H168L169 247V245L171 246V243L170 242H162ZM174 243H177V242H174ZM185 243V242H184ZM17 244V243H16ZM199 244V243H198ZM19 245V244H18ZM35 244H33V246H34ZM40 245V244H39ZM80 245V244H79ZM83 245V244H82ZM143 245V244H142ZM172 245H173V243H172ZM17 246V245H16ZM33 246L31 247V248H33ZM75 246V245H74ZM38 246H35V248H33L32 250H31V252L32 253H30V254H33V255H35L36 254V252L37 251H39V249L40 248H37ZM173 247V246H172ZM171 247V248H172ZM175 247H176V245H175ZM197 247V246H196ZM201 247V246H200ZM227 247V246H226ZM11 248V247H10ZM163 248V249H164ZM171 248H169V249H171ZM191 248V247H190ZM84 249H85V247H84ZM83 249V250H84ZM87 249V248H86ZM113 249V248H112ZM173 249H175V248H173ZM193 249V248H192ZM229 249V248H228ZM9 250V249H8ZM105 250V249H104ZM172 250V249H171ZM196 250V249H195ZM231 250L232 249H230V252H231ZM29 251V250H28ZM166 251V250H165ZM165 251L163 252V253H165ZM176 251V250H175ZM193 251V250H192ZM203 251V252H204ZM68 252V251H67ZM83 252H85V250L83 251ZM88 252V251H87ZM94 252V253H93ZM107 252V253H106ZM167 253L166 254H164V255H161V256H163V257H159V255H158V257L159 258H157V257H155V259H157L156 261H155V264H196V257H194L195 256V254H193L192 252H190V249H189V251H187L186 253L184 252V254H178L179 256H177V255H175V254H173V253H170L169 252V250H167L166 251ZM172 252V251H171ZM199 252V251H198ZM202 252V253H203ZM227 252V253H226ZM232 252H233V250H232ZM66 253V252H65ZM64 253V254H65ZM117 253V255L118 254H120L119 252H116ZM160 253V252H159ZM162 253V252H161ZM174 253H176V252H174ZM29 254V255H30ZM69 254V253H68ZM80 254V253H79ZM32 255V256H33ZM102 255V256H101ZM117 255H115V258H116V256ZM31 256V255H30ZM63 256H66L65 258H63V259H65V260H71V259H67L68 258V256H67V254H65V255H63ZM62 256V257H63ZM157 256V255H156ZM197 256V255H196ZM200 256L201 255H199L198 257L200 258ZM206 256H205V258H206ZM216 256H219L218 258L216 257ZM61 257V256H60ZM92 257V256H91ZM208 257V256H207ZM208 257V258H209ZM55 258V257H54ZM93 259H95L94 258V255H93V257H92ZM49 259V258H48ZM198 259V258H197ZM207 259V258H206ZM47 260V259H46ZM61 260V259H60ZM112 260H113V258H112ZM111 260V261H112ZM115 260V259H114ZM203 260V259H202ZM208 260V259H207ZM44 260H42V262H43ZM53 261V260H52ZM52 261H50V262H52ZM62 262H63V260H61ZM88 261V260H87ZM95 261V260H94ZM223 261V262H222ZM47 263L46 264H51L50 262H48V261H46ZM92 262V261H91ZM90 262V263H91ZM105 262V261H104ZM107 262V261H106ZM117 262V261H116ZM123 262V261H122ZM211 262V261H210ZM38 263V262H37ZM41 263V262H40ZM64 263V262H63ZM62 263V264H63ZM110 263H112V262H110ZM119 263H121V262H119ZM125 263V262H124ZM142 263V262H141ZM53 264V263H52ZM66 264H68V262H66ZM108 264V263H107ZM135 264V263H134ZM149 264V263H148ZM208 264V263H207ZM212 264V263H211Z\"/></svg>",
    "mask_w": 264,
    "mask_h": 264
}]
</instances>
